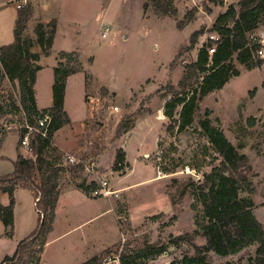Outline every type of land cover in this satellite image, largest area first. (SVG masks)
Returning a JSON list of instances; mask_svg holds the SVG:
<instances>
[{
    "label": "rangeland",
    "instance_id": "rangeland-1",
    "mask_svg": "<svg viewBox=\"0 0 264 264\" xmlns=\"http://www.w3.org/2000/svg\"><path fill=\"white\" fill-rule=\"evenodd\" d=\"M19 1L0 0V46L15 39ZM223 1L174 0L177 14L171 16L159 15L147 0H28L34 9L27 31L30 36L36 37L34 28L43 19L57 20L51 55L42 59L44 68L37 84L40 97L43 100L53 92L54 66L60 52L78 51L83 69L68 78L66 103L77 127L90 116L85 96L93 95L87 98L93 117L86 120L76 147L69 152L95 165L96 174L82 173L88 183L103 178L118 192L89 199L71 191L64 204L76 211L73 221L84 222L92 214H101L57 242L45 264H80L83 257L87 260L109 248L101 264H122L119 256L124 250L164 243L178 235L191 237L192 243L169 245L164 253L142 256L137 262L169 264L184 254L193 255L192 244L202 245L206 239L196 223L199 211L194 208L195 191L181 193L186 183L203 180L204 173L220 161L201 127L207 118L248 155V173L255 188L252 197L264 224V61L249 69L235 55L241 74L200 99L194 122L184 129L180 130L165 113L172 98L166 95L167 86L174 84L183 90L180 82L185 76L184 66L197 59L217 15L229 4H237L236 0ZM260 26H264V18ZM198 31L197 43L190 49ZM193 87L190 85L188 92ZM9 92L18 97V90L11 84L0 85V101ZM181 108H176L175 118H180ZM22 116L13 113L0 117V178L15 169ZM123 119L134 121L125 133L120 132ZM119 148L127 150L126 159L115 170ZM23 153L30 155V150L23 146ZM66 156L64 153L63 159L68 164ZM80 180L66 174L60 188L76 186ZM3 195L2 204H9V195ZM63 226L61 223L60 228ZM10 240L0 241V263L17 247ZM90 245L94 250H85ZM254 250L252 247L248 251ZM89 251H93L91 256ZM248 251L222 256L212 250L209 260L245 262Z\"/></svg>",
    "mask_w": 264,
    "mask_h": 264
},
{
    "label": "trees",
    "instance_id": "trees-1",
    "mask_svg": "<svg viewBox=\"0 0 264 264\" xmlns=\"http://www.w3.org/2000/svg\"><path fill=\"white\" fill-rule=\"evenodd\" d=\"M152 3L159 15L177 14L174 0H147ZM221 4L224 1L221 0ZM210 11V10H209ZM34 15L32 5L27 2L19 8L15 26V39L12 43L0 46V85L4 82L18 90V97L12 92L0 101V117L8 114H22L20 125L28 122L40 129L33 132L30 140V155L23 153L21 140L27 129L20 128V142L15 169L0 178V218L6 227V234H14L15 191L25 188L33 192L36 209L39 214L37 227L27 237L21 239L13 254L6 255L0 264H41L42 256L50 233L53 231L56 208L61 193V178L70 174L77 181L76 187L88 196L94 195L98 182L82 177L85 166L79 163H64V153L53 143L56 132L68 125L71 118L65 109L67 79L83 69L78 51H61L57 65L54 67L53 103L40 109L37 106L35 85L42 65L39 64L41 53L34 50L40 45L44 55H49L55 41L57 20L47 23L38 22L34 28L36 37L27 31ZM264 18V0H241L231 3L219 13L210 28L220 34L216 52L210 58L206 46H202L197 59L184 66L185 76L180 82L183 90L174 84L167 86L171 100L166 104L165 113L172 118L182 130L194 122L198 101L209 93L222 89L233 77L241 74L234 62L235 55L249 69L261 66L263 59L254 57L256 44L249 40V33L259 27ZM201 32L194 33L190 49L197 43ZM195 80V82L193 81ZM194 86L188 92L189 86ZM254 93V92H253ZM3 96V95H2ZM182 105L180 118H175L176 108ZM50 116L45 126H40L39 118ZM134 121L121 120L120 132L125 133ZM201 127L210 139L212 146L220 156V161L211 171L204 173L203 180H191L182 189L181 195L195 191L194 208L199 211L196 223L206 242L195 247L193 255L184 254L169 264H264V224L255 214V191L248 171L251 169L249 157L240 152L225 132L213 125L210 118L202 121ZM47 130V136L41 131ZM86 159V157H84ZM126 159V153L119 148L113 165L119 170ZM171 172V171H167ZM37 174L39 181L36 180ZM7 193L10 202L2 204L1 195ZM153 216L152 218H155ZM196 230V232H199ZM1 236V234H0ZM192 243V238L185 235L172 236L164 243L144 244L124 250L119 258L122 264H139L140 257L158 256L169 245L180 246ZM254 247V253L249 252ZM227 256L248 251L246 261L231 260L214 263L209 260V252ZM111 248L94 255L82 264H101V260Z\"/></svg>",
    "mask_w": 264,
    "mask_h": 264
},
{
    "label": "crops",
    "instance_id": "crops-1",
    "mask_svg": "<svg viewBox=\"0 0 264 264\" xmlns=\"http://www.w3.org/2000/svg\"><path fill=\"white\" fill-rule=\"evenodd\" d=\"M15 1H17V0H8V2H11V3H15ZM18 10H19V8H18ZM35 12H36V9H35ZM42 22L47 23L48 19H43ZM38 46H40V45H38ZM34 50L41 53V59L39 60V64L42 65V68L39 70L38 75H37V82L35 85V93H36L37 106L40 109H42V108H46V107L51 106L53 103V92H52V94L49 93L48 96H46V98H44L42 100V98L40 97V93L38 91V88H37V84H38V80H39V74L44 68V66L42 64V59L46 56H50L51 54L44 55L41 51V47H37V45H35ZM71 76H73V75H71ZM71 76H69L68 78L70 79ZM92 96L93 95H90V96L88 95L89 98L90 97L92 98ZM88 97L85 96V101H86V104L88 105V108L90 110L89 111L90 116L83 119V121L80 122V126L76 127L74 125V122H73V116H72L70 110L68 109V106L66 103L67 102V96L65 95V109L67 110V112L71 118V122L56 132L53 141H54V145H56L59 149H61L66 154H69L70 153L69 151L72 150L74 147H76L77 140H78L77 137L81 134V132H83L85 123L87 122L86 120H89L90 118L93 117V109L90 105L91 101L87 100ZM125 151H127V150H125ZM71 191H73L74 193H79V194L82 193L83 195H86V197H88L89 199L96 198V197L88 196L85 192H83L81 189L77 188L76 186L72 187L71 185H69L68 188H61V193H60V197H59L57 208H56V218H55L54 227H53V231L49 235V239H48V242L46 244L45 251L43 253L42 264H45V261L47 259V255L52 254L54 252L52 250V247H56L57 242H59L62 238L66 237L67 235H70L72 231L80 228L86 222L91 223V221L97 215L101 214L99 212H98V214H92L91 217H89L84 222L73 221L75 219V216H76V211H73L72 208H69L70 207L69 205L64 204V199L69 195V193ZM3 199H4V195L2 193L1 201L4 202ZM15 199H16V203H15V209H14V234L12 237H10L6 234V227L0 218V221L3 225L2 228H0V234H1L0 241L2 239L7 238L9 240L11 239L10 241L16 245V243L18 244V242L21 239L30 235L33 232V230L37 227L39 214H38V211L36 209V199H35V196H34L32 191L25 189V188H18L15 191ZM9 202H10V198H9ZM22 211H24V213ZM255 214L258 217L257 209H255ZM258 219H259V217H258ZM61 223H63V225H64L63 228H60ZM73 241H75V239H73ZM15 245H14V247H15ZM87 248H89L90 250H94V247L92 245H90L89 247L86 246L85 250ZM92 253H93V251L92 252L89 251L88 255L91 256ZM98 254H100V253H98ZM82 259H83V261H81L80 264H82L83 262L86 261L85 257H83Z\"/></svg>",
    "mask_w": 264,
    "mask_h": 264
},
{
    "label": "built area",
    "instance_id": "built-area-1",
    "mask_svg": "<svg viewBox=\"0 0 264 264\" xmlns=\"http://www.w3.org/2000/svg\"><path fill=\"white\" fill-rule=\"evenodd\" d=\"M228 1V0H226ZM237 3L241 0H236ZM28 0H21L16 5L18 8H21L24 6ZM108 27L103 32V35L105 36L107 34ZM249 40L251 43L256 44V48L254 50V57L258 59H264V26H259L256 29L252 30L249 33ZM221 41V36L219 33L210 30L209 33L206 36V40L202 46H206L210 58L213 56V54L216 52L217 46L219 42ZM115 110H118L119 107L115 106ZM50 120V116L47 114L44 118H39V124L40 126H45V123H48ZM20 128H26L27 131L25 135L23 136L21 140V144L26 147L27 149H31L30 147V140H31V134L33 132H40V129L34 125H31L30 123L26 122L22 125H20ZM43 136H47V130L41 131ZM68 163H79L82 162L85 166V170L88 172V174H96V168L94 164H87L86 161L77 157L76 155L69 153L66 156ZM97 181V180H96ZM111 194L118 195L117 191L112 190L109 185L108 181L106 179L100 178L98 180V187L94 191V195L96 196H108Z\"/></svg>",
    "mask_w": 264,
    "mask_h": 264
},
{
    "label": "water",
    "instance_id": "water-1",
    "mask_svg": "<svg viewBox=\"0 0 264 264\" xmlns=\"http://www.w3.org/2000/svg\"><path fill=\"white\" fill-rule=\"evenodd\" d=\"M103 169V168H102Z\"/></svg>",
    "mask_w": 264,
    "mask_h": 264
}]
</instances>
